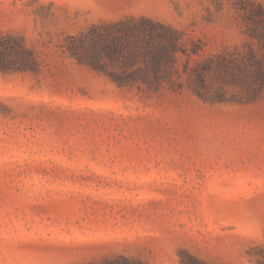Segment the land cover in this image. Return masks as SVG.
<instances>
[{
    "label": "rangeland",
    "instance_id": "1",
    "mask_svg": "<svg viewBox=\"0 0 264 264\" xmlns=\"http://www.w3.org/2000/svg\"><path fill=\"white\" fill-rule=\"evenodd\" d=\"M130 17L182 33L174 89L76 57ZM19 44L37 69L0 70V264L264 260V0H0Z\"/></svg>",
    "mask_w": 264,
    "mask_h": 264
},
{
    "label": "trees",
    "instance_id": "2",
    "mask_svg": "<svg viewBox=\"0 0 264 264\" xmlns=\"http://www.w3.org/2000/svg\"><path fill=\"white\" fill-rule=\"evenodd\" d=\"M76 57L98 72L107 74L120 88L159 93L166 87L175 88L179 76L178 56L187 53L184 37L172 26L147 17H130L117 22L93 26L73 46ZM27 52L22 45L1 47L0 70ZM13 54V55H12ZM16 56V57H15ZM18 69L36 70V61L22 58ZM112 68L113 70H109ZM119 70V71H118ZM201 86L206 78L199 75ZM184 261V262H183ZM183 264H207L192 257ZM107 264H144L120 256ZM264 264V260L260 261Z\"/></svg>",
    "mask_w": 264,
    "mask_h": 264
}]
</instances>
